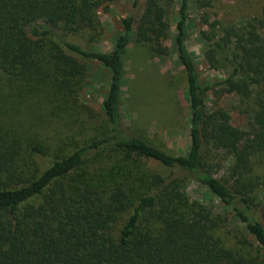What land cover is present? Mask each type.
I'll list each match as a JSON object with an SVG mask.
<instances>
[{"label": "trees", "instance_id": "obj_1", "mask_svg": "<svg viewBox=\"0 0 264 264\" xmlns=\"http://www.w3.org/2000/svg\"><path fill=\"white\" fill-rule=\"evenodd\" d=\"M115 1L0 0V264H264V19L228 26L221 36L202 32L210 42V67L229 71L219 94L253 98L245 131L225 108L206 107L214 87L200 81L186 43L190 0H180L175 44L188 77L192 143L187 154L174 155L127 134L122 121L124 56L134 18L123 19L124 31L110 52L58 36L89 31L96 40L99 13L111 11ZM171 3L146 0L136 22L135 40L154 56L169 55ZM64 48L111 70L103 102L111 133L52 155L51 164L35 174L26 151L49 156L50 146L28 136L18 111L35 77H51L52 88L69 101L85 66ZM204 145L232 159L229 176L215 175ZM145 160L172 172L166 177L151 171ZM187 177L232 208L242 227L228 229L227 216L190 199Z\"/></svg>", "mask_w": 264, "mask_h": 264}, {"label": "rangeland", "instance_id": "obj_2", "mask_svg": "<svg viewBox=\"0 0 264 264\" xmlns=\"http://www.w3.org/2000/svg\"><path fill=\"white\" fill-rule=\"evenodd\" d=\"M145 1L117 0L111 11H101V34L96 40L90 38L89 31L83 34L58 33V36L60 40L75 42L88 49L110 52L124 31L123 19L133 17L132 39L124 56L121 98V117L126 133L145 138L171 154L185 155L192 143L191 106L187 72L175 44L180 0H172L167 6L170 24L167 56H154L147 45L135 40L136 22L144 11ZM257 19H264V0H190L186 43L194 56L201 83L214 87L206 97V107L209 111L225 108L231 114L232 124L245 131L250 130L253 120V98L236 92L219 94L229 71L227 66L210 67L205 57L210 42L202 32L215 30L221 36L228 26L239 28ZM259 30L263 31L264 27L259 26ZM64 49L85 66V73L77 79L74 91L67 96L69 101L61 97L58 89L52 88L51 77L49 81L35 77L30 82L34 90L24 96L27 100L25 108L18 111L28 136L50 146L49 156L30 149L26 151V156L33 161L32 173L35 174H40L51 164L52 155L62 150L71 153L84 142L111 133V124L103 107L110 87L111 70L98 60ZM203 154L214 164L215 175L229 176L232 159L224 153H211L205 145ZM145 164L149 170L166 177L172 172L153 160H145ZM185 186L190 199L205 204L215 214L227 216L228 229L242 227L243 224L235 219L233 209L225 206L205 185L187 177ZM259 193L264 200V190ZM131 212L127 211L121 221H125Z\"/></svg>", "mask_w": 264, "mask_h": 264}]
</instances>
